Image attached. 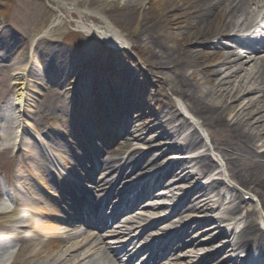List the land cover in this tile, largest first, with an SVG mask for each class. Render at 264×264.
<instances>
[{
	"label": "bare ground",
	"instance_id": "obj_1",
	"mask_svg": "<svg viewBox=\"0 0 264 264\" xmlns=\"http://www.w3.org/2000/svg\"><path fill=\"white\" fill-rule=\"evenodd\" d=\"M138 2L136 5L126 4L134 12L133 20L138 24L136 39L150 56L158 82L178 98L184 108L172 112L161 99L154 97L157 109L153 110L154 107L146 100L150 91L146 80H138L137 70L125 69L121 75L123 80L117 74L109 76L111 80L113 77L118 79L113 83V89L108 85L110 79L101 77L99 85L82 89L85 99H80L79 107L85 115L84 119L78 112L70 113L57 105L58 89L54 87L63 86L62 80L69 75L70 69L69 59L60 58L56 48L52 51V61L47 65L53 71V62L58 61L56 74L59 76L60 73V77L45 76L48 84L41 85L44 95L38 105L35 104V96L39 92L29 82L33 77L19 70L15 79L18 97L8 107L11 115L18 116L20 120L19 134L27 132L31 135L26 125L35 132L37 143L24 141L17 146L28 161L25 164L28 171L16 176L12 194H4L12 208L0 211L11 223L6 229L7 243L0 244L1 264H112L121 262V255L127 257L130 264L135 256L139 257L138 261L142 259V254L148 248L156 249V254L152 260L147 257L142 261L155 264L167 253L170 252L171 257L187 245L192 246L188 252L193 255L205 252L207 245L196 248L193 239L196 230L191 222L183 223L186 217L199 212L201 208L218 213L212 220H196L200 226L208 225L198 231L209 234L206 241L213 243L214 248L224 243L222 250L229 251V241L222 238L231 237L233 247L251 257L247 264H264V231L258 223L253 224L248 216L240 219L241 198L226 183L227 179L232 181L257 200L256 213H264V0H147L145 7L140 6L142 0ZM78 28L91 37L109 38L119 44L116 49L127 44V40L114 29L103 31L95 24L83 22L78 23ZM9 36L15 41L12 35ZM6 45L2 42L0 47ZM7 57V54L0 57V62ZM113 71L108 66L105 73L111 74ZM88 73L83 70L81 75L84 74L86 78ZM158 89L163 91L161 86ZM73 91H70L71 95H75ZM95 95L104 98L106 103L95 102ZM77 96L79 93L76 91ZM113 99H116L118 106L113 105ZM34 106L42 115L59 121L61 128L65 118H68L74 128L62 132L64 137H71L74 143L63 140L55 126L43 131L39 121L33 119L30 108ZM182 112L193 117L197 123L181 117ZM145 116L157 121L160 137L179 140L178 147L191 157L175 155L176 160L169 164L164 173L144 179L143 175L152 170L164 169L163 160L167 158L161 152L150 157V152L144 151L141 158L136 160L135 157L145 150L144 146L141 150L128 151L133 143L146 139L143 135L146 129L135 127V122ZM105 118L114 128H105L101 121ZM118 125L122 126L116 129ZM198 125L210 136L209 142L198 132ZM78 126L88 139L84 141L90 145L88 155L81 153L84 138H74L73 133ZM4 133L11 137L13 128L6 127ZM108 137L113 140L114 149H107L111 145ZM163 150L166 153L177 151L169 146H164ZM188 164H192L190 169L199 170L204 180L211 178L209 184L185 194L186 200L172 207L170 215L173 219L166 225H161V220L155 223L158 225L156 230L166 234V237L157 242L149 237L148 248L145 244L136 247L138 237L135 234L144 226L128 220L131 216L140 215L131 211L151 212L143 215L151 218L165 214L166 208L173 206L169 199L176 196L175 193L171 192L168 201L155 206L150 200L159 196L165 201V192L170 190L166 188L167 184L172 188L174 183L182 181L183 185L188 186L194 176L193 172H189V167L186 169ZM130 173L132 176L128 180L139 181L122 189L121 197L114 201H119L115 209L121 207L120 213H131L126 215L129 221L126 223L137 224L139 228H133L132 235L129 233L132 228L122 227L124 231L118 232L121 236L124 233V238L118 242H108L120 247L102 250L96 259V256L85 253L95 249V245L85 239L79 240L77 229L95 226V223L104 220L108 215V201L121 190L119 185L110 193H107L108 189L112 184L117 185L119 180L125 182ZM167 179H170L167 183L163 182ZM88 182L93 185L92 190L85 191ZM73 187L85 197L87 206L82 207L76 201L73 213L64 215L59 203L66 207L68 203L65 201L69 198L77 200ZM163 188V191H159ZM219 192L226 193L224 199L229 205L224 214L219 213L220 206L212 200L213 195L219 197ZM49 194L54 199L49 198ZM105 196L106 207L101 210L100 203ZM199 201H203L201 208L197 205ZM156 205L161 206L160 212ZM116 218L114 212L111 219ZM147 228H144L145 233ZM97 233L96 237L99 231ZM131 236L132 243L125 246ZM184 238L191 241H184ZM9 250L15 252L12 259L7 261L4 255ZM204 257L203 261L194 264H216L212 256L206 254ZM224 261L246 264V260L240 263L239 258L229 254L225 255ZM174 264L182 263L178 261Z\"/></svg>",
	"mask_w": 264,
	"mask_h": 264
},
{
	"label": "rangeland",
	"instance_id": "obj_2",
	"mask_svg": "<svg viewBox=\"0 0 264 264\" xmlns=\"http://www.w3.org/2000/svg\"><path fill=\"white\" fill-rule=\"evenodd\" d=\"M128 3H134L136 5V3L139 2L138 0H0V46L2 42L7 43L4 48L0 47V57H3L5 54L8 55L6 59L0 62V115L2 114V117L6 123L10 126H14L18 121L20 122L19 118H17L18 116H14V114L11 115L12 112L8 107V104L10 102H14L18 97V84L15 79L19 70H24L33 77V79H29V82L31 83V86L35 87L39 92V94L35 96L36 105H38L43 99L44 89L41 86L43 85L42 83L48 84L45 76L48 75L51 78L60 77V73L59 76L56 74V70H58L59 66L58 61L53 62V71H50L47 65L48 62L52 61V51L54 48L59 51L60 58L69 59L67 61L68 68L70 69L69 75L64 76L62 80V87H54L56 90L58 89L57 105H59L62 110L68 111L70 113L78 112L79 115L85 119V115L79 107L80 99H85L82 89L86 86L91 87L93 85H99L103 78L110 79L112 74H117L116 76L119 75V77H121L125 69H132L137 70L138 80H146L150 90L146 95V100H148L149 104L154 107L153 110L157 109V106L154 104V97H156L161 99L167 107H170L172 112L177 110L181 111V107L184 108V106L178 98L173 96L167 88L163 87L158 82V76H156L154 65L151 63L150 56L147 55L145 49L139 45L140 43L136 39L138 24L133 20L134 12H132L130 8L126 7V4ZM140 6H147V0H142ZM80 22H83L87 25L90 23L95 24L102 28L103 31H109L112 29L118 31L120 35L125 38V40H127V44L124 46L125 49H112L99 38L91 37L85 33H82L78 28V23ZM9 35H12L15 38V41H12ZM108 66H111V69L114 70L111 74L105 73V70ZM83 70H85V73H88V70L90 71V73L86 75V78L84 74L81 75ZM148 71L152 72H150L151 75L148 73ZM99 77L102 79H99ZM114 82H118V79L113 77L112 80L110 79L108 81V85L112 89V86H115L113 85ZM125 83L127 82L125 81ZM159 86H161L163 90L162 92L160 89H158ZM72 89L74 90L73 92L75 95L70 94ZM76 91L79 93V96L77 97ZM91 96L92 93L90 94V97ZM95 96V102L102 101V103H106L104 98H101L97 95ZM112 103L113 105L118 106L116 99H113ZM126 108V111L128 112V106ZM30 110L33 112V119H37L39 121L43 131H49L52 126H55L57 133L62 136L63 140H70L72 143H74L71 137H64L63 135V132L74 128L68 121V118H65V123H63V127L61 128V123H59V121L55 122L49 115H42V113L36 109V106L30 108ZM182 114L183 116L181 115V117L192 119L194 123H197V121L190 115L184 112H182ZM178 119L181 120V118ZM101 121L106 129L114 128L113 125L111 126V122L108 120V118L103 120L101 119ZM135 125L136 128L146 129V132L143 133V135L146 137L145 141L133 143V145L128 148V151L133 149L141 150L142 146H144L143 148H145V150H143V152L141 151V154L135 157L136 160H139L141 155L145 152H150V157L155 154H159L160 152L163 154V156L167 157H165L166 159L163 160L164 162L162 168L164 169L157 171L152 170L153 172H151V175L164 173V170L169 168V164L176 160L174 159L175 155H181L187 158L191 157V155L189 156L188 153L182 151L181 148L178 147V143L180 142L179 140H176L175 138L164 139L160 137V134L157 131L158 123L155 119L150 118V116H145L141 119H138L135 122ZM24 126L31 135H28L27 132L21 135H18V132H15L11 137H4L0 134V211L3 208H12L10 203L6 202L5 205L2 204L6 200L4 194H12L13 183L16 179V176L21 172L28 171V167L25 165L28 163V161L24 159L23 154L18 151L17 146L24 141L30 144L37 143L36 139L34 138V136H36L35 132L26 125ZM121 126L122 125H118L116 129ZM196 128L200 135L209 142L210 136H208V133H206L203 128L199 127V125ZM74 132V138L79 140L84 138L81 141L84 146L81 153L82 155H88L87 151L89 150L90 145L89 143L86 144L84 142L85 140L88 141V139L82 135V129L79 126L77 128L75 127ZM44 137L45 136L43 135V138ZM109 141L111 145L107 149H114L113 140L109 138ZM164 146L173 147L177 149V151L173 153H166L163 150ZM24 150L26 149L24 148ZM190 166H192V164H188L186 169L189 167V172L194 173L193 180H191L192 182H190L187 186L183 185L182 181H177L174 183L172 188L169 187L171 185L167 184V186H169H166V188L170 190L165 192V196L167 197L166 201H168V195L172 196L171 192H173L176 196H173L171 199L173 200L174 204L178 205L184 199L186 200L187 195L185 194L189 193L196 187L202 188L209 184L211 178L204 180L201 177V172L197 169H190ZM55 172L57 173V171ZM146 175L148 174L143 175V177L145 178ZM131 176L132 173H130V175L127 177V180ZM171 179L173 181L174 177ZM169 180H163V182L167 183ZM138 181L139 180L135 181V179H133L128 180L127 183H137ZM120 182L122 181H119L116 186L120 185L119 188L122 189L126 183L120 184ZM228 184L241 198V209L239 213L240 219L241 217L244 218L248 216L249 220H251L253 224H256L259 216L255 210L257 200H254L253 198L246 200L243 198V196H241V188H239L234 183ZM86 185L87 189L84 188L85 191L92 190L93 185L90 182H88ZM164 189L165 188L159 189V191H163ZM219 193V197L213 195L212 200L216 201L220 206L219 213L222 212L224 214L229 205L224 199L226 197V193ZM73 194L81 195L80 192L74 187ZM118 194L120 195L121 191ZM49 198L54 199V196L49 194ZM163 200L161 197L155 196L150 201H152L151 204L154 205L162 202ZM65 202L70 206L74 205V202L71 198ZM82 202L84 203V200H82ZM202 204L203 201L197 202L199 208L202 207ZM59 207L64 215L73 213V211H70V209L69 211H62L65 210V206L60 203ZM157 208L159 210V207ZM144 210L147 211L148 209H143V211ZM158 212H160V210ZM149 213L151 214V212ZM149 213L145 212V214ZM195 213L186 217L183 223L186 224V222H191V225L194 226L193 228H195L196 234L193 239L196 242V248L200 249L207 245V250H205V252H197L193 255L188 252V249L192 248V246L189 247L187 245L179 252L172 254V258L170 257L169 252L164 257L156 261L155 264H174L178 261H180L182 264H194L196 262L198 263V261H203V258H205L204 256L206 254L215 258L214 262H216V264H229V262L224 261L225 255L229 254L235 255L236 257H243L246 254L245 252L236 250L233 247L232 238L228 236H225L222 239L223 241H229V247L227 245L229 251L222 250V245H224V243L218 244V246L216 245L217 247L214 248L215 245H213V243L206 241L209 240V234L198 232L208 225L200 226L196 220H212L218 215V213H211V211L207 208H201L199 212L196 214ZM147 219V217L144 218L142 216L140 217L135 215L129 220L137 223H144ZM172 219L173 217L171 219L162 220V224H166ZM228 222L231 223L230 221ZM132 225L133 224H130L131 227L134 226ZM9 226H11V223L8 222L4 215L0 214L1 245L8 241L6 229ZM77 231L79 233V240L85 239L88 243L95 245V249L92 248V250H88L85 253L89 254L90 256H96V259L99 257L100 252L107 249L109 246L104 242H107L108 240L115 241L120 238L119 236L117 237L118 233H116L117 231L115 227H109L105 230L103 229L101 238L96 240L91 239L90 236L92 234H89V232L86 231L84 227L79 228V230L77 229ZM143 241H145L144 238H141L138 242L141 244ZM184 241L189 242L191 239L184 238ZM14 252V250L7 251L4 255V259L10 261ZM127 261L128 260L126 258H123V262L121 263L127 264Z\"/></svg>",
	"mask_w": 264,
	"mask_h": 264
}]
</instances>
